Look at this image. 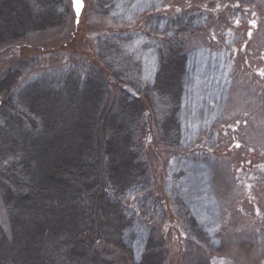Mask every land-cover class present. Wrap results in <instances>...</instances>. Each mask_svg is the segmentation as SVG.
Returning <instances> with one entry per match:
<instances>
[{
    "label": "rangeland",
    "instance_id": "obj_1",
    "mask_svg": "<svg viewBox=\"0 0 264 264\" xmlns=\"http://www.w3.org/2000/svg\"><path fill=\"white\" fill-rule=\"evenodd\" d=\"M83 1L79 18L67 0L62 24L0 46V84L16 76L15 87L26 88L49 77L41 85L43 99L46 92L63 91L62 80L52 74L72 75L71 93L62 95L72 102L67 125L85 131L91 123L92 129L82 159V173L92 177L84 179L93 184L98 172L100 186L109 183L107 197L120 204L124 216L123 229H108L100 245L87 251L88 260L264 264V0ZM73 37L78 42H71ZM177 63L181 75L174 95L169 77L164 78ZM93 69L103 74L96 111L87 89ZM12 96L20 108L16 90ZM142 98L146 108L139 113L133 104ZM109 115L116 117L112 126ZM39 125L43 132L44 120ZM73 137V156H79L83 143L77 132ZM112 137L116 147L128 148L133 156L134 170L125 176L134 183L120 195L111 192L109 168L115 157L107 156L104 143ZM14 155L6 157L9 165L25 159L20 151ZM122 160L118 156L115 165ZM74 168L72 173L78 171ZM69 174L62 178L74 183ZM89 187L94 192L95 185ZM82 197V205L77 203L90 213L91 202ZM98 217L92 210L91 236L100 228L92 223ZM0 232L11 236L1 186Z\"/></svg>",
    "mask_w": 264,
    "mask_h": 264
},
{
    "label": "trees",
    "instance_id": "obj_2",
    "mask_svg": "<svg viewBox=\"0 0 264 264\" xmlns=\"http://www.w3.org/2000/svg\"><path fill=\"white\" fill-rule=\"evenodd\" d=\"M67 10V0H0V46L21 41L31 32L62 24L61 20L66 16ZM81 26L82 23L78 31ZM75 39L76 37H73L71 42ZM76 42H78L77 39ZM111 43L118 45L116 39H113ZM81 45L83 46L82 41ZM178 66L179 63L174 71L167 70L166 79L164 78L168 80L169 77L168 88L174 95L179 90L181 71ZM94 67L98 68L95 63ZM68 73L67 71L51 75L52 79L62 80L64 86L63 91H58L60 92L58 94L53 91L44 94L52 95L54 97L52 100L46 96L40 99L42 95L40 89H43L41 85L47 84L49 77L38 83L34 81L26 88L15 87L17 86L16 76L11 78L10 83L0 84V96L5 97L0 100V186L11 224V236L0 232V253L1 249L4 250L0 257L4 259L3 262H7L6 264H86L87 262L95 264L91 259L88 260L87 251L93 249V245H100L104 238L103 234L106 235L108 229H114L117 226L123 229L124 216L121 206L119 203L112 204L105 191L108 187L110 189L109 183L100 186L97 179L98 172L95 173L96 178L93 184L84 179L92 177V174L82 173L84 170L82 159L84 152L90 149L92 129L91 123L87 124L85 131L78 126L71 130L67 125V117L70 114L68 106L72 102L62 95L66 92L71 93L69 86L73 80L70 78L72 75H67ZM102 75L99 70H94L88 82L89 92H87L91 96L88 102L91 109L95 111L100 108L99 103L102 100L100 89L101 85L103 88V81H100ZM14 90L22 104L19 105L20 108L13 99ZM121 91L123 95H127V90ZM105 92L107 93L108 89H105ZM124 100H120L124 104L123 107L126 106ZM163 102L165 101L160 100V103ZM145 103V98L137 99L133 107L141 113L146 108ZM76 110L78 116L80 108L76 107ZM115 118L110 115L107 117L111 126ZM41 120H44L43 132H40L42 130L39 128ZM74 131L79 135V142L83 143L78 150L79 156H73ZM86 132L89 135L85 139ZM128 137L124 135L122 138V142L127 147L130 145ZM84 139L88 141V144ZM117 141V138L112 137L104 143L108 146L107 156L115 157L114 163L109 168L111 173L109 179L112 178L110 181L114 182L111 192L120 195L134 183V180L130 181L128 176H125L133 172L134 166L131 162L133 156L129 147L121 150L115 146ZM17 151L23 153L25 159L19 162L14 161L9 165L6 157L12 155L9 159H16L17 156L14 154ZM118 156L123 160L116 166ZM70 158L73 161L66 162ZM115 166L117 169L112 168ZM72 167H76L74 169L78 171L72 173L73 171L70 170ZM76 172L81 174L79 179L75 175ZM64 173L72 174L74 183L66 180L65 177L62 178ZM90 185H95L94 192ZM67 189L72 192L67 193ZM31 192H34V195ZM30 194L32 197L29 196ZM27 195L29 197H26ZM82 196L91 202L89 204L91 210L88 209L90 213L87 209L83 211L84 206H81L80 201ZM92 210L99 216L97 219L92 218V223L98 222L97 227L100 228L91 236L93 229L90 230L89 227ZM105 214L111 215L112 221L106 218Z\"/></svg>",
    "mask_w": 264,
    "mask_h": 264
},
{
    "label": "water",
    "instance_id": "obj_3",
    "mask_svg": "<svg viewBox=\"0 0 264 264\" xmlns=\"http://www.w3.org/2000/svg\"><path fill=\"white\" fill-rule=\"evenodd\" d=\"M73 3V8L75 10L76 16L79 18L82 15V11L84 8L83 0H71Z\"/></svg>",
    "mask_w": 264,
    "mask_h": 264
}]
</instances>
